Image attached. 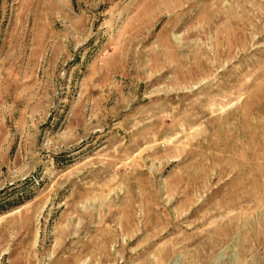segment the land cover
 <instances>
[{
	"label": "rangeland",
	"instance_id": "rangeland-1",
	"mask_svg": "<svg viewBox=\"0 0 264 264\" xmlns=\"http://www.w3.org/2000/svg\"><path fill=\"white\" fill-rule=\"evenodd\" d=\"M0 264H264V0H0Z\"/></svg>",
	"mask_w": 264,
	"mask_h": 264
}]
</instances>
